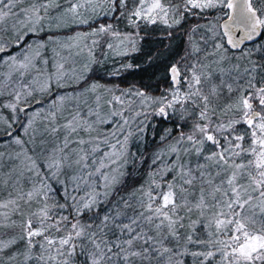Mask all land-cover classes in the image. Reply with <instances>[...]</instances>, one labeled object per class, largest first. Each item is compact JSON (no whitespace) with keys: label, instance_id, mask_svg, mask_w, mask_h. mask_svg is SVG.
<instances>
[{"label":"snow or ice","instance_id":"1","mask_svg":"<svg viewBox=\"0 0 264 264\" xmlns=\"http://www.w3.org/2000/svg\"><path fill=\"white\" fill-rule=\"evenodd\" d=\"M0 264H264V0H0Z\"/></svg>","mask_w":264,"mask_h":264},{"label":"trees","instance_id":"2","mask_svg":"<svg viewBox=\"0 0 264 264\" xmlns=\"http://www.w3.org/2000/svg\"><path fill=\"white\" fill-rule=\"evenodd\" d=\"M140 78H141V73L133 74V75L129 76V80L140 79ZM144 78L146 79V76Z\"/></svg>","mask_w":264,"mask_h":264},{"label":"flooded vegetation","instance_id":"3","mask_svg":"<svg viewBox=\"0 0 264 264\" xmlns=\"http://www.w3.org/2000/svg\"><path fill=\"white\" fill-rule=\"evenodd\" d=\"M135 74H138V73H135Z\"/></svg>","mask_w":264,"mask_h":264}]
</instances>
